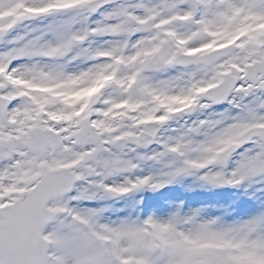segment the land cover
Listing matches in <instances>:
<instances>
[{
  "label": "snow or ice",
  "instance_id": "6c2138e0",
  "mask_svg": "<svg viewBox=\"0 0 264 264\" xmlns=\"http://www.w3.org/2000/svg\"><path fill=\"white\" fill-rule=\"evenodd\" d=\"M0 264H264V0H0Z\"/></svg>",
  "mask_w": 264,
  "mask_h": 264
},
{
  "label": "rangeland",
  "instance_id": "374dc122",
  "mask_svg": "<svg viewBox=\"0 0 264 264\" xmlns=\"http://www.w3.org/2000/svg\"><path fill=\"white\" fill-rule=\"evenodd\" d=\"M185 183L188 184L191 181H185ZM143 198L145 214L149 212L153 205L166 199H175L178 202H183L185 209L188 207L206 206L208 210L205 215L213 217L218 215L217 209L221 206H228L233 201H239L235 205L237 215L248 211L251 207L249 201L242 198L241 192L235 189H214L209 191L193 189L192 191H183L178 187H168L155 194L145 192Z\"/></svg>",
  "mask_w": 264,
  "mask_h": 264
}]
</instances>
